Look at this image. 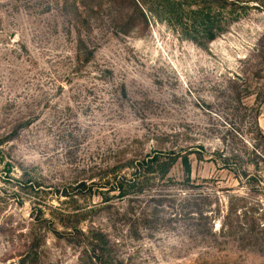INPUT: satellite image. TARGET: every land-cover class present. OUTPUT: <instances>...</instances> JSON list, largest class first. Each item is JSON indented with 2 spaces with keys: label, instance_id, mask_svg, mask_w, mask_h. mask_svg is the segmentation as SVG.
Here are the masks:
<instances>
[{
  "label": "rangeland",
  "instance_id": "1",
  "mask_svg": "<svg viewBox=\"0 0 264 264\" xmlns=\"http://www.w3.org/2000/svg\"><path fill=\"white\" fill-rule=\"evenodd\" d=\"M0 264H264V0H0Z\"/></svg>",
  "mask_w": 264,
  "mask_h": 264
},
{
  "label": "trees",
  "instance_id": "2",
  "mask_svg": "<svg viewBox=\"0 0 264 264\" xmlns=\"http://www.w3.org/2000/svg\"><path fill=\"white\" fill-rule=\"evenodd\" d=\"M208 23H210L209 20H207L206 24H208ZM209 32H210L209 33L210 34V40L212 41V40H214L217 37V34H214L212 31H209ZM158 163H159V157H156V156H154L153 158L148 159V161H147V164H150V165L158 164ZM183 164L185 166L186 173L189 174L190 171H191V165L189 163L188 157H184ZM168 171H169V167H166L164 169V173L167 174Z\"/></svg>",
  "mask_w": 264,
  "mask_h": 264
}]
</instances>
